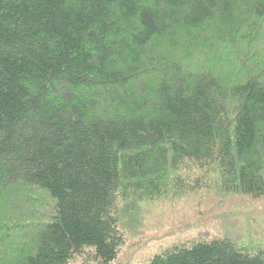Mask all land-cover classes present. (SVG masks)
<instances>
[{"label":"trees","instance_id":"1","mask_svg":"<svg viewBox=\"0 0 264 264\" xmlns=\"http://www.w3.org/2000/svg\"><path fill=\"white\" fill-rule=\"evenodd\" d=\"M123 251L264 264V0H0V264Z\"/></svg>","mask_w":264,"mask_h":264},{"label":"rangeland","instance_id":"2","mask_svg":"<svg viewBox=\"0 0 264 264\" xmlns=\"http://www.w3.org/2000/svg\"><path fill=\"white\" fill-rule=\"evenodd\" d=\"M246 218V220H247V222L249 223H247V222H245V226H248L249 225V228L252 230L253 228H252V220H255V216L253 217V215L252 216H246L245 217ZM248 218V219H247ZM236 223H237V225H240V223H239V221L236 219ZM248 225H247V224ZM184 233V232H183ZM183 233H181V234H179V235H182ZM194 234V232L193 231H191V232H188V234H186L188 237H191L192 235ZM178 235V236H179ZM175 236H177V235H174V234H171V236H169V237H167L166 239H164L163 240V242H170V240L172 239V238H174ZM183 236V235H182ZM126 255H128L127 254V251H123L120 255H119V257H118V259L114 262V264H135L136 263V261L138 260V259H141L142 258V254H137V256L133 259V260H130V261H128V257L126 256Z\"/></svg>","mask_w":264,"mask_h":264}]
</instances>
